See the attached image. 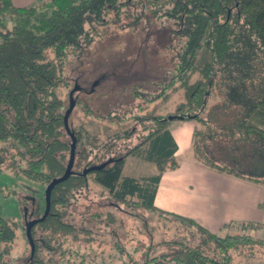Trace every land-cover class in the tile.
<instances>
[{
  "label": "trees",
  "instance_id": "obj_1",
  "mask_svg": "<svg viewBox=\"0 0 264 264\" xmlns=\"http://www.w3.org/2000/svg\"><path fill=\"white\" fill-rule=\"evenodd\" d=\"M124 13L133 26L142 18L160 20L170 37L168 79L149 100H168L179 89L185 100L172 115L138 116L150 118L154 127L146 126L140 142L121 154L115 142L100 148L86 128L69 124L77 138L73 173L53 188L49 213L31 229L33 254L30 246L26 256L14 255L19 226L0 202V264H116L124 254L123 264H166L183 252L195 264H233V251L264 244L251 234H217L154 204L168 163H177L174 119L200 124L192 144L198 162L264 186V0H43L23 7L0 0V174L12 170L47 185L65 172L71 136L64 124L69 105L60 88L73 73L79 76L71 57L79 59L102 28ZM120 104L110 115L122 116ZM135 110L131 106L130 114ZM129 134L125 130L123 138L130 140ZM129 155L154 163L157 171L124 174ZM92 166L101 167L85 172ZM92 173L111 201L151 210L173 222L175 234L158 241L149 234L143 246L129 248L116 239L111 245L117 252L104 256L105 248L97 250L104 242L95 234L109 226L113 232L115 214L107 210L102 223L105 212L87 205L91 219L84 216L78 223L73 217Z\"/></svg>",
  "mask_w": 264,
  "mask_h": 264
},
{
  "label": "rangeland",
  "instance_id": "obj_2",
  "mask_svg": "<svg viewBox=\"0 0 264 264\" xmlns=\"http://www.w3.org/2000/svg\"><path fill=\"white\" fill-rule=\"evenodd\" d=\"M128 14L124 13L119 20L112 18L79 59L71 57V66H76L79 76L76 77L77 72L73 73L76 78L66 81L60 88L67 106L70 104V91L76 86L75 82L78 80L77 84L82 88L74 93L76 105L70 114L69 124L77 128L81 125L86 128L96 137L97 143L101 144L100 148L115 142L117 146H120V154L140 142L141 137L149 131V128H145L146 126L154 127L150 118L138 120V116L149 113L172 115L177 105L185 100L182 89L173 92L168 100L163 98L149 100L153 94L157 93L160 82L168 79L167 72L172 65L173 53L167 46L170 37L161 26L160 20L150 19L146 22L147 20L142 18L136 26H133L129 24L133 18ZM165 27L170 29L172 24L167 22ZM92 70L98 74L92 73ZM135 90L140 91L143 96L135 97L137 94ZM210 103H213V99ZM118 104H120L122 116L110 115V109L117 107ZM131 106L136 109L134 114H130ZM120 117L123 119L121 120ZM176 121L178 120L174 119L172 124ZM198 126H200L199 123ZM127 129L130 140L123 138L124 131ZM81 144L85 147L83 143ZM82 146H79L78 150L81 151ZM129 158H133L131 161L136 162V165L132 166L129 161L123 168L124 174L143 176L154 173L156 166L152 162L138 156ZM83 166L79 168L82 169ZM94 176L93 173L89 175V187L79 195L73 217L74 221L79 223L84 216L91 219L90 212L93 209L101 208L105 212L102 223H105L107 210L115 214L113 226L116 229L112 228L114 230L112 232L109 226L107 230L102 228L95 234L104 242L97 248V250L105 248L104 256L117 252L114 249L115 246L111 245L116 239L122 246L129 248L131 245L143 246L149 234L155 241L170 238L175 234L173 222L165 221L151 210L127 203H119L120 207L116 206L118 203L108 198V194L95 181ZM46 186L12 170L0 174V202L3 205V212L5 216L14 219L19 226V237L16 239L13 250L17 257L23 254L26 256L30 252L26 223L44 213ZM101 192H104L102 193L104 196ZM87 205H90L91 211H87ZM250 231L240 233L250 234ZM154 252L160 254V248L155 249ZM189 259L188 253L183 252L178 258L172 257L166 264H189ZM123 260H128L125 254ZM122 261L117 259L116 264H123ZM233 264H264V244L246 246L242 252L233 251Z\"/></svg>",
  "mask_w": 264,
  "mask_h": 264
},
{
  "label": "crops",
  "instance_id": "obj_3",
  "mask_svg": "<svg viewBox=\"0 0 264 264\" xmlns=\"http://www.w3.org/2000/svg\"><path fill=\"white\" fill-rule=\"evenodd\" d=\"M41 1L12 0L22 7ZM196 126L198 123L194 119L178 120L171 125L170 132L177 144L174 154L177 163L173 167L169 162L163 172L156 190L155 206L192 218L220 235L251 230V235L264 240V186L194 159L192 144ZM130 156L133 155L126 158L124 166L133 159ZM130 163L135 167L136 162ZM190 259L188 263L195 264Z\"/></svg>",
  "mask_w": 264,
  "mask_h": 264
},
{
  "label": "water",
  "instance_id": "obj_4",
  "mask_svg": "<svg viewBox=\"0 0 264 264\" xmlns=\"http://www.w3.org/2000/svg\"><path fill=\"white\" fill-rule=\"evenodd\" d=\"M80 89V86L76 85L75 87H73L70 91V104L69 107L66 109L65 114H64V124L65 127L68 131V133L71 136V147H70V157H69V161L68 164L66 166L65 172L58 176L53 178L46 186L45 189V198H46V208L45 211L43 213L42 216L38 217V218H34L29 220L26 223V234H27V238L28 241L30 243L31 246V252L32 254L34 253L35 250V243L32 237V233H31V229L32 227L40 220H43L47 214L49 213L50 210V206H51V194H52V190L53 188L60 182L66 180L72 173H73V166H74V162H75V156H76V146H77V138L76 135L74 133V131L71 130L70 125H69V117L71 112L73 111L75 105H76V100L74 98V93ZM101 166H92L88 169L85 170V172L90 171L91 169L94 168H100Z\"/></svg>",
  "mask_w": 264,
  "mask_h": 264
}]
</instances>
